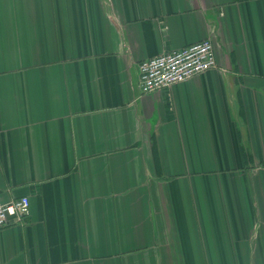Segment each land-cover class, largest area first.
Here are the masks:
<instances>
[{"label": "crops", "instance_id": "crops-1", "mask_svg": "<svg viewBox=\"0 0 264 264\" xmlns=\"http://www.w3.org/2000/svg\"><path fill=\"white\" fill-rule=\"evenodd\" d=\"M217 64L142 94L139 64ZM0 264H264V0H0Z\"/></svg>", "mask_w": 264, "mask_h": 264}, {"label": "built area", "instance_id": "built-area-1", "mask_svg": "<svg viewBox=\"0 0 264 264\" xmlns=\"http://www.w3.org/2000/svg\"><path fill=\"white\" fill-rule=\"evenodd\" d=\"M214 43L205 39L181 50L144 60L139 64V86L142 94H151L186 82L216 68ZM30 214V200L22 197L10 202L0 198V230L12 224H22Z\"/></svg>", "mask_w": 264, "mask_h": 264}]
</instances>
